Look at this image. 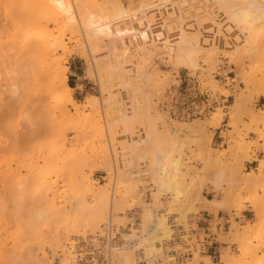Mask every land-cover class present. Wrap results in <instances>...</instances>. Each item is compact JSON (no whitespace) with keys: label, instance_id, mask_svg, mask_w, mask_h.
<instances>
[{"label":"rangeland","instance_id":"1","mask_svg":"<svg viewBox=\"0 0 264 264\" xmlns=\"http://www.w3.org/2000/svg\"><path fill=\"white\" fill-rule=\"evenodd\" d=\"M119 1L122 8L127 9L129 3L136 0ZM162 1L167 8L173 6V10L167 9L170 13L174 12L171 20L184 22L182 27H187L195 18L207 19L210 11L215 21L225 20L221 12L214 10V7L209 8L210 3L206 0ZM244 6L249 8L246 22L253 27V37L255 40L263 38L264 16L257 12V7L251 2H245ZM178 10L183 12L179 13ZM184 12L188 17L182 15ZM204 12L208 16H204ZM195 14L199 17H195ZM122 23L124 26L129 24L124 21L119 25ZM184 30L185 33H195L193 28ZM59 33L67 50L59 51L57 57L64 58V65L68 67L67 83L72 85V97L84 110L80 115L72 110L68 117L47 115L54 118L53 124L63 128L42 135L37 132L39 129L36 126L35 135L28 126L31 124L30 118L27 117L28 122L25 119L28 109L25 114L21 113L25 108L20 104L17 105L21 107L19 110L12 109L15 103L13 97L4 98L13 106H10V110L9 105L5 107L0 104V109L5 107L3 109L8 110L3 112L4 120L0 119V123L3 121L0 124V140L4 141L0 142L3 148V151L0 148V190L4 194H0L3 196L0 202L4 201L1 204L3 207L0 205V264H32L29 258H36L43 264H64L60 256L62 252L51 246L58 233L63 242L62 250L69 253L67 263L73 264L74 254L83 241L88 246L96 244L103 228L112 225L123 238L124 245L133 249L134 264H181L180 258L187 251L192 253L187 264H217L210 257L202 256L201 243L198 242L205 236L197 226L198 213L210 204L206 201L203 188L210 174L213 177L218 172L227 174L224 178L226 183L221 186L220 201L216 202L214 197L211 203L235 209L238 214L248 203L255 214L252 200L255 189L242 181L246 175L241 173V165L245 160L257 159L259 153L264 156V44L245 42L240 32L230 28L222 32L224 36L234 38L227 40L226 44H230L218 46L209 45L208 42L203 47L212 55L209 57V52L204 51L203 56H193L192 61L196 65L192 68L176 59V31L169 34V42L163 44L157 40L151 47L147 44L149 50L145 53L139 50L141 46L128 45L117 47L114 56L107 51V37L100 38L101 47L88 50L91 34L79 25L62 28L59 32L55 30L51 38L57 39ZM204 35L203 32L199 33V42ZM247 36L246 33L244 38ZM83 49L87 52L86 58L79 56L78 52ZM208 57H213V61L207 63ZM115 63L121 64L124 70L130 68L131 75L122 79L113 76L111 71L115 70ZM2 69L6 72L5 67ZM1 76L4 77L5 73L3 75L1 72ZM2 77L0 83L5 84L1 86H9L6 82L11 76H5L6 82ZM118 103L126 106L124 108L129 112V119L120 118V111L114 109ZM226 122L225 127L231 128V131L222 134L223 144L214 149V130ZM33 133L36 137L32 136ZM251 134L254 138L250 137ZM62 142L66 150L61 146V157L48 158V150L57 149ZM236 143L240 146L243 144V149ZM76 157L79 161L81 158L82 163L76 161ZM175 161L179 166L180 204L173 202L172 193L159 180L162 168L166 169L167 177L171 176ZM77 162L81 165L77 166ZM259 163L258 173L263 172L264 157ZM47 181L53 184L51 190L46 187ZM90 185L95 192L102 188L106 190V205L102 203L104 201L92 199L85 191ZM79 188L86 198L83 208H77L74 199V191ZM39 194L47 196L53 203L50 205V200L49 203L44 200L41 204L35 203L37 199L34 197L40 201ZM99 204L100 208H104L99 211L102 219L94 222L91 214H88L89 208L92 209V205L99 207ZM78 209L80 213L76 211ZM147 212L153 218L149 220L150 225L143 219ZM77 213L81 214L78 222L74 221ZM160 216L166 218L168 226L174 224L171 226L172 240L157 237L151 238L148 245L146 241L142 243V237L152 233ZM256 220L246 221L242 226L232 222L226 238H221L229 244L222 251L224 253L221 252H227V256L222 257L232 259L231 264L241 257L244 248L250 255L242 252L246 255L242 259L248 260L243 264H253L257 258L264 257V243L261 245L253 241L254 238H248L245 236L248 229L243 230L245 226L250 228ZM185 225L192 226L194 231H188ZM74 226L78 232L72 231ZM184 227L187 228L186 232ZM141 243L147 250L150 245L160 247V250L153 253L150 259H145L146 251L140 246ZM116 250L111 252V261L118 256ZM220 261L226 264V261Z\"/></svg>","mask_w":264,"mask_h":264},{"label":"bare ground","instance_id":"2","mask_svg":"<svg viewBox=\"0 0 264 264\" xmlns=\"http://www.w3.org/2000/svg\"><path fill=\"white\" fill-rule=\"evenodd\" d=\"M98 1L99 0H0V66L2 64L1 67L2 68L5 67V69L8 67L9 70H7L8 69L7 68L6 72L10 71L8 73L10 74L12 73V75L7 74L5 70L0 67L2 70H4L5 76L7 77L11 76L10 78L1 76L2 78H4L2 79L3 81H5V78H7V82L6 81L5 82L7 83V85H9L7 86L9 88H7L6 85L5 87L1 86L3 83L2 84L0 83V104L2 106L6 105L5 107H8L9 105L8 110H10V106H11L10 101L8 100L6 101L7 98L6 99L4 98L6 96L10 98L13 97L15 100V101L13 100V102L15 103H14V108H12L13 106H11L12 109L18 108L17 106L18 104H20L22 108L23 107L25 108L23 112L21 110V113L25 114L26 109H28L27 111L28 114L26 113L25 114L26 117L25 116L24 117L27 122H28V118H30L29 123L31 124L33 123V124L31 125L28 123L29 124L28 126H30L33 129V132H34V129H36L35 128L36 126H38L37 128L39 129V130L37 129L38 130L37 132L42 133V135L45 133L47 134L48 132H51V133L56 132V130H59L60 127H62V126L58 127L55 124H53L54 118H48L46 117L47 115L48 116L50 115V117L51 115L52 117L53 115L55 117L56 116L68 117L72 110L77 115L79 113H83V110H84V107L80 106V104L72 97V93H71L72 88L67 83V77H66L68 67L64 65L65 63L64 58L57 57V54L59 51H66L67 49L63 42V36L62 34H60L61 32L59 33L60 34L59 37L58 35L56 36L57 39L51 38L52 33L55 30L59 32V30L62 28L72 27V26L77 27L78 25L80 27H83L84 29L88 30V32H90L91 34L89 38V43H88V50L90 49L91 51L92 49L95 50V48L98 46L101 47L102 41L100 40V38L107 37L108 44H109V46L107 47L108 48L107 51H109V54L113 56L115 54L114 50L117 47L128 46V45L141 46L139 50L145 53L146 51L149 50V48L146 47L147 44H149V46L150 45L154 46L153 43L155 44L157 40L163 44L164 42H169L168 40V38L170 37L169 34L171 32L176 31V33L178 34V42H176V52H175L176 59L179 60L180 63L184 64V66L186 67L192 66V68L194 65H196V63L193 64V61H192L193 56L194 57L196 55L199 56V55L204 54L206 51H208V50L205 51L203 47L204 45H207L208 42H209V45H218V46H225V45L230 44V43L226 44L227 40L230 41V39H234V38H229V37L224 36V34H222V32L229 31L230 28H234L236 31L240 32L242 34L241 36L242 40L245 42L249 41L253 45L264 44V37L261 39H257V40H255V38L253 37L252 35L253 27L251 24L246 22V17L249 14V8L247 6H244L245 2H251L253 6L257 7V12L260 13L262 16H264V0H206L210 3L209 8L212 7L213 9L214 7V10L216 9L218 12H221L222 15H224V19H225L224 22L215 21L214 19L215 16H213V12L210 11V14H208L207 12L203 13L204 16L207 14L209 15L207 19L195 18V20L193 22H190V24L187 27L185 26L182 27V24L184 25V22H181V21L178 22L179 18L176 19L178 23H175L174 20H171V14H174V12L170 13V11H168L167 9L173 10L172 9L173 6L171 5L170 7L168 6L169 8H167L164 5V1L162 0H136L135 2L131 1L129 3V7L127 6L128 7L127 9L122 8L121 2L119 0H104L105 3L103 2V4L99 3L100 1L99 2ZM205 9L206 8H204V10ZM178 11L179 13L181 12L180 10ZM191 12H194V11H191ZM196 12H199V10H196ZM179 13H178V16L180 15ZM196 14H201V13H196ZM182 15L187 16L188 14L184 12V14ZM192 15L189 16L190 19ZM186 16H182V17L185 18ZM121 17L122 19L118 20V18H121ZM195 17H199V15L198 16L196 15ZM201 17H203V15ZM190 19H187V20L189 21ZM124 21L128 22L129 24H127L126 26H124L123 23H122L123 25H119L121 24V22H124ZM205 22L208 24L204 25ZM222 23H225V24H222ZM188 27L193 28L195 33L193 34L185 33L184 29ZM223 28L224 30H222ZM202 32L205 33L206 35L202 36L201 38L202 40L199 42L198 36H199V33L201 34ZM246 33L248 34V36L244 38V35ZM208 52H209L208 54L211 53L210 51ZM78 53H79V56L86 58L87 52L84 49ZM211 55L212 54L208 56L210 57ZM209 57H208V62L205 60L207 63H209V60H212L214 56L210 59ZM110 61L111 59L109 60L108 64L110 63ZM114 67H115V70L111 71V73L113 74V76L119 79H122L123 77H128L132 73V70L130 68L127 70H124L121 64L115 63ZM1 69H0V73L2 72V74L4 75ZM8 79H10V81L12 82L8 81ZM3 88L4 89L7 88L5 91L8 92L9 94L11 92V95H9L8 93L7 94L9 96L4 95L6 94V92L4 91ZM48 97H49V101L47 100ZM13 102H11V104H13ZM15 104H16V107H15ZM5 107H1L0 109V119L1 118L3 119L5 117V115H3V112H6L7 110V108L5 110L3 109ZM124 107L126 106H124L123 103H118V104H115L114 109H116L117 111H120V118L127 120L129 119V114H128L129 112H126L127 109ZM20 108H18V110ZM28 115H30V117ZM261 119L262 118H259L260 121L263 120ZM34 124L35 126L32 127ZM54 126L57 128H55ZM34 133L32 136L36 137L35 136L36 133L35 135ZM40 133H37V135L38 136L41 135ZM28 135L30 136V133ZM32 136L31 138L33 139ZM0 142L4 143V141H1V140ZM63 142L65 141L63 140ZM63 142H62V145L59 144L57 149L54 148L50 151L48 150V153L46 156L48 158L52 157L51 159L57 158V157L59 158V156L61 157L62 150L63 148L65 149L66 147V146L63 147ZM238 146H240V144ZM241 146L243 149L244 145L241 144ZM241 146H240V149H241ZM0 148L2 147L0 146ZM2 151H3V148H2ZM77 158L78 157H76V161L78 160V162L82 163V159L80 158V161H79V159ZM78 162L76 163V165L77 164L81 165V163H78ZM172 166L173 167H172L171 176L167 177L165 174L166 169L162 168L159 173V180L162 185L166 184L167 190L172 193L173 202L180 204L182 192L179 189V186H180V182L178 178L179 166H178L177 161H175ZM108 170H110V167ZM245 177L246 178L242 181L248 187L255 189V196L253 197L254 199L252 200L254 201L253 207L255 211L257 212V220L254 222V224L250 228H248V226L247 227L245 226V228L243 227V230L248 229V231H245L246 232L245 236H247L248 238L249 237L254 238L253 241L259 242L262 245L264 243V216H263L264 215V212H263L264 210V174L262 171H260V173H257V174L251 171L248 174H246ZM52 186H53L52 183H50L49 181L46 182V187H49L50 190ZM85 191L89 192L92 199L99 200L97 202H100L101 200V202L104 201L102 202L104 203V205L107 204L105 202L108 201V197H107L108 195L104 188L100 190L98 189L95 192L92 185H90V187L86 188ZM2 192L3 191L0 190V194ZM44 194L46 193L44 192ZM41 195L39 194L40 201L38 197H34L35 199L38 200V201L35 200L36 201L35 203L40 202L41 204L44 201L48 203H49L48 200L51 201V199L49 198L47 199V196L45 197V195H42V196ZM3 196L2 195L0 196L1 197L0 200H3L2 199ZM74 197H75L74 199H76L75 201H76L77 208H80V206L82 207V205H86V198H85L84 191H82L80 188L79 190L74 191ZM41 198H42V201H41ZM3 202H0V205ZM46 202L45 204H47ZM52 203H53V200L49 204L51 205ZM32 204H34V202ZM93 206L94 205H92V209L89 208L90 212H88V214H91L90 216L94 219V222L95 220L99 221L100 219H102V217H100L99 211L103 210L104 208H100V204H99V207L97 205L95 207ZM2 207H0V209ZM76 211L80 213L79 209ZM2 213L1 215H3ZM77 215L78 213L75 214L74 216H77ZM76 218L74 219V221L77 220L78 222V220L81 219V214H79ZM151 218H152V214L150 212H147L145 218L143 219L146 220L148 224L149 223L151 224V222H149ZM164 218L165 217L160 216L156 219L157 221L154 224L155 226L153 227L154 229L152 233H148L150 237L149 236H147L148 238L142 237V240L144 239L143 240L144 242L141 241L142 243H145L146 241L148 245V242L152 240L151 238H157V237L158 238L162 237L163 240L165 241L172 240L173 236L171 237V233H172L171 226L172 225L174 226V224H172L171 226H168L169 225L167 224L168 221L166 222L165 220L166 218L165 219ZM76 224L74 223V225ZM97 224H99V222ZM176 224L179 225L180 223L177 222ZM73 228H74V230H72L73 232H78V229L76 226H74ZM116 229L117 228L115 227V230ZM186 230L187 228L184 229L185 232ZM178 232L180 231L178 230ZM247 232L250 233L248 234L249 236L247 235ZM58 235H56L57 238L54 239L51 246L55 249L57 248V250L62 252L60 254V256L62 257V260L64 261V264H68L67 256L69 255V253L66 251L64 252L62 250V244H63V242L61 241L62 238H60L61 235L59 233ZM129 235L130 234H128L127 236ZM142 243L140 244V246L142 247L145 246L144 244L142 245ZM152 245H150L149 250H147L146 247L145 248L143 247L146 251L144 253L145 259L147 258L150 259V256L153 253L157 251L159 252L160 247L159 248L155 247L156 248L155 249L154 246ZM116 249L114 250L118 251V248ZM122 249L118 251V256L116 255V257H114V259L110 261V264H134L135 263V259L133 258L134 255L132 254L133 249L126 247V246ZM244 251L246 254L248 253L247 254L248 256L250 255L249 254L250 252H248L245 248H244ZM244 251H241V254H240L241 257L239 256V259L234 260L233 261L234 263L232 262V264H236L237 262L240 264L241 261L246 258L245 257L246 255H243L245 253H242ZM221 254H220V258L223 255L227 254V252L225 254H222V255ZM226 256L227 255L223 257H226ZM227 259L228 258H223L221 260H223L222 262L224 263L226 261V264H228L229 262L231 264L232 259L231 260L228 259L230 261H228ZM29 260L30 262H32V264H43L42 261L36 258H29ZM247 261L248 260H243L242 264L247 263ZM253 264H264V257L257 258Z\"/></svg>","mask_w":264,"mask_h":264},{"label":"crops","instance_id":"3","mask_svg":"<svg viewBox=\"0 0 264 264\" xmlns=\"http://www.w3.org/2000/svg\"><path fill=\"white\" fill-rule=\"evenodd\" d=\"M227 122L223 123L222 127H217L214 130L213 140H216V143L213 144L214 149L223 144L224 139L222 134L231 131V128L225 127ZM250 137L254 138L252 134ZM263 157V154L259 153L257 155V159L253 158L243 161L241 165V173L246 175L253 171L257 174L260 167L259 160ZM225 177H227V174L224 175L220 172H218L214 177L211 174L208 176V180L203 188V193L206 197V201L210 202V204L208 206H204L198 213V226L203 230V234L205 235L202 245H206L202 256L210 257L212 260H215L217 264H221V252L228 248V242L222 239L226 238V235L232 226V222L242 226L246 221H254L257 219V216H255V209L254 214L252 207L248 203L244 204V208L240 214H238L235 209L224 208L216 203H211L214 200V197L216 198V202L220 201L221 186H224L226 183L224 180Z\"/></svg>","mask_w":264,"mask_h":264},{"label":"built area","instance_id":"4","mask_svg":"<svg viewBox=\"0 0 264 264\" xmlns=\"http://www.w3.org/2000/svg\"><path fill=\"white\" fill-rule=\"evenodd\" d=\"M188 231L194 230L188 227ZM102 232L99 237L97 236V243L94 245L88 246L83 241V244L74 254L73 264H110L111 252L116 248L125 247L123 238L114 231L112 226L104 227ZM202 241H198L201 243V252L204 251L206 246L202 245ZM190 257H192V253L187 251V253L182 254L180 263L187 264V260Z\"/></svg>","mask_w":264,"mask_h":264},{"label":"trees","instance_id":"5","mask_svg":"<svg viewBox=\"0 0 264 264\" xmlns=\"http://www.w3.org/2000/svg\"><path fill=\"white\" fill-rule=\"evenodd\" d=\"M70 86H72L71 83H70Z\"/></svg>","mask_w":264,"mask_h":264}]
</instances>
